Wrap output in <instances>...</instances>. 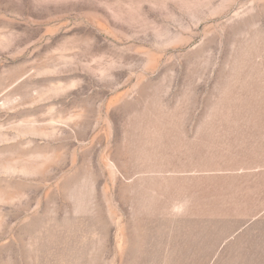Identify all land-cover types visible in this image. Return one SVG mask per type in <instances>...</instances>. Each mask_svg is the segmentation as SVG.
I'll use <instances>...</instances> for the list:
<instances>
[{
	"label": "rangeland",
	"instance_id": "374dc122",
	"mask_svg": "<svg viewBox=\"0 0 264 264\" xmlns=\"http://www.w3.org/2000/svg\"><path fill=\"white\" fill-rule=\"evenodd\" d=\"M205 122L264 127V0H0V264L193 262L154 229Z\"/></svg>",
	"mask_w": 264,
	"mask_h": 264
},
{
	"label": "crops",
	"instance_id": "0c3cea01",
	"mask_svg": "<svg viewBox=\"0 0 264 264\" xmlns=\"http://www.w3.org/2000/svg\"><path fill=\"white\" fill-rule=\"evenodd\" d=\"M258 126L198 123L186 151L191 165L171 173L180 177L179 205L171 203L162 217L170 221L153 229L170 222L173 242H183L178 256L189 264H264V149L252 146L264 139Z\"/></svg>",
	"mask_w": 264,
	"mask_h": 264
}]
</instances>
